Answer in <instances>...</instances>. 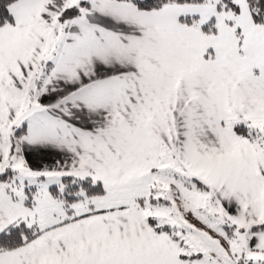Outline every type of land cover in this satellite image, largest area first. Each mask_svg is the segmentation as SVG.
Segmentation results:
<instances>
[{"label": "snow or ice", "instance_id": "6c2138e0", "mask_svg": "<svg viewBox=\"0 0 264 264\" xmlns=\"http://www.w3.org/2000/svg\"><path fill=\"white\" fill-rule=\"evenodd\" d=\"M0 264H264V0H0Z\"/></svg>", "mask_w": 264, "mask_h": 264}]
</instances>
